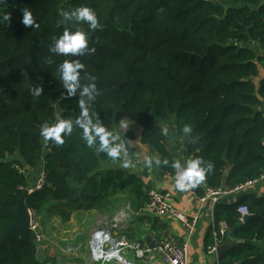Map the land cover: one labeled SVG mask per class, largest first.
<instances>
[{"label":"trees","instance_id":"1","mask_svg":"<svg viewBox=\"0 0 264 264\" xmlns=\"http://www.w3.org/2000/svg\"><path fill=\"white\" fill-rule=\"evenodd\" d=\"M80 7L96 14L94 28L73 15ZM25 10L33 26L23 25ZM65 31L84 32L86 47L54 52ZM254 44L264 49V0H0V238L15 220L19 187L29 181L18 167L43 164L45 183L27 194L25 205L36 211L44 237L52 236L53 219L66 224L73 215L112 218L126 205L134 213L145 207L149 190L119 165L121 149L112 157L99 137L89 144L81 122L103 127L109 147H119L118 125L134 121L142 128L139 142L169 174L175 161L164 126L173 124L188 136L189 159L201 160L204 186L221 188L225 174L227 188L258 178L264 172V55ZM65 61L82 65L74 92L65 87ZM58 121L72 125L60 134L62 143L42 135ZM240 205L264 218V197L219 199L214 227H227L220 242L229 235L240 243L218 264H264V220L244 221ZM65 261L42 253L30 229L0 242V264Z\"/></svg>","mask_w":264,"mask_h":264},{"label":"crops","instance_id":"2","mask_svg":"<svg viewBox=\"0 0 264 264\" xmlns=\"http://www.w3.org/2000/svg\"><path fill=\"white\" fill-rule=\"evenodd\" d=\"M253 46L255 47V51H257L258 46L256 44ZM258 53L264 55L263 50H258ZM259 69L261 71V76L264 75V64L259 65ZM125 120L118 125V129L115 132L116 138L118 134H120L122 138L121 141L117 139L122 152V161L119 165L122 168L139 175L149 192L157 191L166 195L168 201L175 209L188 215H196L197 220L193 232L189 235L183 228L180 221L168 214L157 216L146 211L144 208L140 213H134L129 206L126 205L125 207H121L117 210L119 212H125L118 230H125L126 234L130 238L129 240L139 241L142 248L148 247L145 241L146 236H148L156 244L163 238V236L174 237L179 241L187 240L189 245V264H218L219 258L217 257V249L214 252H208L207 246L211 243L213 229H224V234L219 236V239H221L225 235L227 227L224 222H219L218 227H214L213 208L215 204L210 198L202 199L205 196L204 191L206 189L204 182L200 181L199 183L193 186H188L183 190L177 189L175 186L176 180L173 176L161 169L157 154L148 146L139 142L142 130L141 126L133 128ZM164 129L173 160L175 163L180 161L181 165L184 166V162L189 159L186 154L188 136L185 134L178 135L173 124L168 126L165 125ZM127 132H133L134 137L124 140L122 134ZM42 169L43 164H40L32 169H28V171H26V175L29 181L33 183ZM249 194L257 197H264V178L241 192L229 194L221 199L225 203H232L240 197ZM88 214L79 216L73 215L71 217L70 220L74 219V228H72L71 235L66 237L65 241H59V244L62 246L63 244L71 246L73 253L65 257V262H58L57 264H92L91 261L87 259L88 257L84 251L81 252H83L85 256L80 253H76V251L79 250L78 243H80L82 246L84 245V247H86L88 254V243L93 232L98 226V218L101 217L99 214L92 212L90 213V219L88 220ZM80 220L82 222L81 225L79 224ZM85 224H88L87 227ZM77 239H80V241L77 242ZM226 239L232 238L228 235ZM50 240H52V238L47 239L42 236V241L39 242V249L42 253L47 252L49 245L46 243L51 242ZM221 243L223 242L221 241L219 245ZM56 246L58 247V245ZM51 248L52 253L48 255L63 256L58 250H54L53 246H51ZM121 255L127 261L135 264H166L160 253L156 250H152L149 254L142 258L137 257L133 250L129 249H123L121 251ZM103 264L122 263L110 261Z\"/></svg>","mask_w":264,"mask_h":264},{"label":"built area","instance_id":"3","mask_svg":"<svg viewBox=\"0 0 264 264\" xmlns=\"http://www.w3.org/2000/svg\"><path fill=\"white\" fill-rule=\"evenodd\" d=\"M18 168L19 171L25 175L28 169H32L26 166ZM181 170L182 168L177 169L174 167L173 173L171 175L175 180L177 179L178 173ZM263 178L264 172L256 179L248 180L231 188L221 187L219 189H211L209 187H206L204 191L205 196L202 199L210 198L215 204L219 199L232 193L241 192L247 187L252 186L254 183L262 180ZM44 183L45 175L42 169V171L39 172L36 180L32 183V188L29 190V193L35 189H40L44 185ZM19 188L21 190H24L26 187ZM144 209L157 216L168 214L180 221L187 234L190 235L193 232L197 216L188 215L180 210L175 209L168 201L167 196L160 192H149V199ZM237 211L240 213L241 218L246 215H250L246 205L238 206ZM26 212L28 216V229L32 230L35 233L37 242L42 241V234L40 231L39 219L36 211L33 208L26 207ZM124 215V211L117 212L111 220V225H109L107 221L104 222L106 223V229L104 231L95 230L93 232L89 241V250L94 261H99L100 264L110 261H117L122 264H135L133 262L127 261L121 255V251L123 249H129L133 250L134 254L139 258H142L145 255L149 254L152 250H156L158 253H160L163 261L166 264H189V245L187 240L179 241L174 237L163 236V238L156 244L154 248H142L139 241H131L128 240L125 235L118 234L115 229L118 228L117 226L119 224V221L123 219ZM212 231V240L211 243L207 246L208 252H214L217 249V246L220 243L219 236L224 234L223 228L213 229Z\"/></svg>","mask_w":264,"mask_h":264},{"label":"clouds","instance_id":"4","mask_svg":"<svg viewBox=\"0 0 264 264\" xmlns=\"http://www.w3.org/2000/svg\"><path fill=\"white\" fill-rule=\"evenodd\" d=\"M67 15V14H66ZM73 15L78 20L87 21L90 23L91 27H95L97 24L96 14L93 10L88 7H80L75 10ZM9 20V17H5ZM22 23L26 27L33 26L34 21L31 12L25 10L23 12ZM88 39L84 32H68L65 31L62 36H60L53 47V51L59 54H76L84 49L87 45ZM61 73L65 81V87L75 91L78 84V72L77 69L81 68L82 65L79 63H71L65 61L61 66ZM76 82V83H69ZM84 92H88V88L84 89ZM40 94L39 90L36 92L38 96ZM83 102H81V107L83 108ZM83 115L87 117V110L83 112ZM80 126L84 129V136L87 138V142L91 144L95 137H99L102 144L101 147L108 151V154L112 157L119 155V147H109V136L110 133L106 132L105 129L98 125H91L90 121L81 122ZM71 123L69 121H58L55 125L47 127L43 130L42 135L45 137H54L58 143H62L61 133L66 129L71 131ZM189 131V129H185ZM150 163V161H149ZM127 166V165H125ZM175 168L182 170L178 173L175 186L177 189L183 190L188 186H193L200 181L205 179V168L202 167L200 159H188L184 162L182 167L180 161H177L174 165Z\"/></svg>","mask_w":264,"mask_h":264},{"label":"water","instance_id":"5","mask_svg":"<svg viewBox=\"0 0 264 264\" xmlns=\"http://www.w3.org/2000/svg\"><path fill=\"white\" fill-rule=\"evenodd\" d=\"M227 179V174L223 178L222 187H225V181ZM32 188V182L28 181L26 188L23 190L22 195L18 199L17 204V213L15 220L7 228L5 234L0 238V242H7L12 235H22L28 230V216L26 212L25 197L29 193V190ZM249 219H259L264 220L261 214L259 215H246L243 217V220ZM106 229V223H100L95 230L104 231ZM145 241L148 247L154 248L156 243L153 242L148 236L145 237ZM240 240L226 239L221 243L217 248V257L220 258L223 254L228 252L230 249L235 247Z\"/></svg>","mask_w":264,"mask_h":264},{"label":"rangeland","instance_id":"6","mask_svg":"<svg viewBox=\"0 0 264 264\" xmlns=\"http://www.w3.org/2000/svg\"><path fill=\"white\" fill-rule=\"evenodd\" d=\"M126 119L127 120H125V121L127 123H129L131 125V127L134 128V127H138L139 126L134 121H132V120H130L128 118H126ZM117 129H118V127H117ZM132 134H133V137H134V133L133 132H132ZM130 138H132V137H130ZM117 139L119 141L122 140L120 134L117 135ZM89 215H90V213L87 215L88 220L90 219ZM112 218L100 217V218H98L99 219L98 225L101 222H105V221H107L109 223V225H111ZM73 223H74V219L68 221L66 224L65 223L64 224H61L58 219H53V221H52V224H53V226H52L53 227L52 236L50 237L49 235L45 234V238H47V239L52 238V240H50L51 242L46 243L47 245H49V248L47 249V253L48 254L52 253L51 246L54 247V250H58L59 253H61L63 255L62 257H64V259H65L66 256L71 255L73 253L72 252V249H71V246L65 245V244H63V246H62V245L59 244V241H65L66 237H69L71 235L72 228H74V224ZM121 223H122V220L119 221V224L117 226L118 228L120 227ZM85 226H87V224H85ZM118 228H116V229L118 230ZM43 230H45V229H43ZM40 231H42V228L41 227H40ZM56 245H58V247ZM88 246H89V243H88ZM81 251H84V253L88 257L87 259H89L92 264H100L99 261L96 262V261L93 260V258L91 256V253H90V250H88L89 252L87 254L86 247H84V245L83 246L82 245L79 246V250L76 251V253H80L81 255L85 256V254H83V252H81Z\"/></svg>","mask_w":264,"mask_h":264}]
</instances>
